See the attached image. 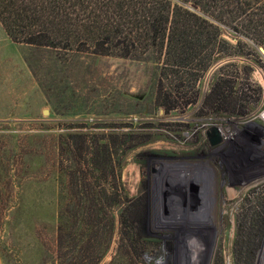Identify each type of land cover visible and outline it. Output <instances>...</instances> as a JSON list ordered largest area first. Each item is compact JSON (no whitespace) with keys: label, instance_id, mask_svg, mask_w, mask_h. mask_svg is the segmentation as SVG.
Segmentation results:
<instances>
[{"label":"rangeland","instance_id":"rangeland-1","mask_svg":"<svg viewBox=\"0 0 264 264\" xmlns=\"http://www.w3.org/2000/svg\"><path fill=\"white\" fill-rule=\"evenodd\" d=\"M215 24L242 55L218 42L203 71L0 26V264H264V48Z\"/></svg>","mask_w":264,"mask_h":264},{"label":"trees","instance_id":"trees-1","mask_svg":"<svg viewBox=\"0 0 264 264\" xmlns=\"http://www.w3.org/2000/svg\"><path fill=\"white\" fill-rule=\"evenodd\" d=\"M216 22L236 35L251 34L264 48V6L251 0H0V26L16 43L77 45L123 58L155 51L169 68L186 71L207 70L220 60L211 57L218 42L233 50L229 56L242 55L235 52L240 41L233 46L219 39ZM222 75L214 78L207 101L233 113L235 80Z\"/></svg>","mask_w":264,"mask_h":264},{"label":"water","instance_id":"water-1","mask_svg":"<svg viewBox=\"0 0 264 264\" xmlns=\"http://www.w3.org/2000/svg\"><path fill=\"white\" fill-rule=\"evenodd\" d=\"M209 142L211 146H215L220 143L221 138L216 128H211L208 132Z\"/></svg>","mask_w":264,"mask_h":264},{"label":"bare ground","instance_id":"bare-ground-1","mask_svg":"<svg viewBox=\"0 0 264 264\" xmlns=\"http://www.w3.org/2000/svg\"><path fill=\"white\" fill-rule=\"evenodd\" d=\"M259 120L264 123V112H262L260 115H258Z\"/></svg>","mask_w":264,"mask_h":264}]
</instances>
